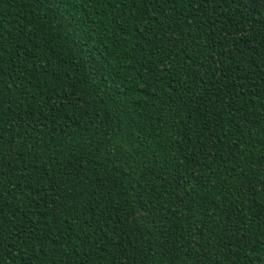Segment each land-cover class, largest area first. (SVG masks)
I'll return each instance as SVG.
<instances>
[{
    "label": "trees",
    "instance_id": "1",
    "mask_svg": "<svg viewBox=\"0 0 264 264\" xmlns=\"http://www.w3.org/2000/svg\"><path fill=\"white\" fill-rule=\"evenodd\" d=\"M0 264H264V0H0Z\"/></svg>",
    "mask_w": 264,
    "mask_h": 264
}]
</instances>
